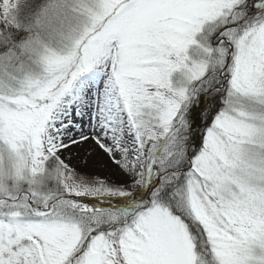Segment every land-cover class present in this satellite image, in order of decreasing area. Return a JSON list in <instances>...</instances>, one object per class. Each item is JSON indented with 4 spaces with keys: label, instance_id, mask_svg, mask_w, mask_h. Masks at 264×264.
Wrapping results in <instances>:
<instances>
[{
    "label": "snow or ice",
    "instance_id": "1",
    "mask_svg": "<svg viewBox=\"0 0 264 264\" xmlns=\"http://www.w3.org/2000/svg\"><path fill=\"white\" fill-rule=\"evenodd\" d=\"M0 264H264V0H0Z\"/></svg>",
    "mask_w": 264,
    "mask_h": 264
},
{
    "label": "rangeland",
    "instance_id": "2",
    "mask_svg": "<svg viewBox=\"0 0 264 264\" xmlns=\"http://www.w3.org/2000/svg\"><path fill=\"white\" fill-rule=\"evenodd\" d=\"M66 155H67V153H66Z\"/></svg>",
    "mask_w": 264,
    "mask_h": 264
}]
</instances>
